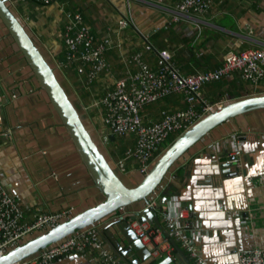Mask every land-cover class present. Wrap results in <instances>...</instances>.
Here are the masks:
<instances>
[{"label": "crops", "instance_id": "obj_1", "mask_svg": "<svg viewBox=\"0 0 264 264\" xmlns=\"http://www.w3.org/2000/svg\"><path fill=\"white\" fill-rule=\"evenodd\" d=\"M178 1L55 0L42 4L34 0H11V5L61 72L59 60L65 52L63 28L70 15L81 13L96 38L109 37L112 46L106 58L112 67L111 76L102 75L96 80L97 86L107 91L112 88L114 78L123 76L127 70H136L127 60L145 42L156 49L170 50L183 74L217 68L229 50L264 47V0H212L207 13L179 14L173 20ZM128 7L132 23L119 29L117 20L128 13ZM145 60L155 67L153 54L145 53ZM74 78L83 82L78 74ZM73 86L79 90V86ZM261 92H264V79L253 85L244 81L237 71L204 85L200 91L209 102ZM74 94L99 132L104 128V107L102 111L96 108V97L84 102L80 93ZM181 97L172 94L147 106L144 118L155 121L161 110L184 107ZM234 132L245 134L242 174H234L225 163V143L218 147V152L211 149L212 144L221 143L222 138ZM124 141L126 146L132 143L131 138ZM114 146L113 142L106 145L109 152ZM123 173L127 180L138 174L137 170ZM261 174H264V110L240 115L215 128L170 173L164 195L175 196L178 205L191 211L199 224L197 246L210 264H238L236 248L264 247V184L256 182ZM0 181L9 193L21 197L29 219L43 212L69 209L77 212L102 198L46 93L1 20ZM220 204L223 209L219 208ZM232 211L237 214L231 215ZM158 215L163 224L159 212ZM114 235L121 238L119 233ZM158 239L164 248L169 243L172 249H166L156 260L172 258L170 264H180L170 239L163 233ZM101 241L107 252L126 264L112 253L109 242ZM143 245L151 249V245ZM142 254H146L145 250ZM130 258H135V253ZM151 259L150 255L143 264ZM56 264L102 263L95 252L86 249Z\"/></svg>", "mask_w": 264, "mask_h": 264}, {"label": "built area", "instance_id": "obj_2", "mask_svg": "<svg viewBox=\"0 0 264 264\" xmlns=\"http://www.w3.org/2000/svg\"><path fill=\"white\" fill-rule=\"evenodd\" d=\"M49 4L54 0H35ZM161 3L162 0H157ZM212 0H179L176 12L172 17L178 19L179 14H205L211 8ZM128 13L117 20L119 29L132 23ZM63 40L66 48L67 64H73L86 82L97 80L100 76H111V64L106 52L112 46L109 37L97 39L84 23L81 13L69 16L63 28ZM156 58L155 67L145 60V53ZM173 53L166 49H156L145 42L128 60V64L136 67L135 71L127 70L121 77L114 78L112 89L102 98L105 114L102 122L104 128L98 134L104 144H108V134L119 138H131L132 143L116 162L122 172L137 170L145 173L150 163L164 149L165 141L175 133H181L198 121L212 107L221 106V102H209L201 96V88L209 83L217 82L234 71L250 84H258L264 79V47H249L240 51L229 50L221 64L212 70L182 74L172 60ZM181 94L185 106L168 111L161 110L159 119L152 121L144 118L143 112L149 106L169 95ZM244 133L234 132L222 138L221 143L212 144V150L225 143V163L233 169L234 174H242V157ZM256 182L264 184V174L257 177ZM159 194L151 193L145 204L146 208L156 209L162 218L167 231V238H173L182 251L196 264H210L202 257L196 243L198 226L191 211L177 203L175 196L158 210ZM223 209V205H219ZM71 214V210L43 212L33 218H27L22 199L17 194L9 193L0 181V256L10 247L17 245L19 240L28 234L54 227L60 219ZM236 215L237 212H230ZM129 226L143 244L151 245L150 255L157 259L167 249L158 238L162 231L149 221L143 222L138 217L129 219ZM166 239V241L168 240ZM95 252L102 264H121L113 255L105 250L101 238L95 228L79 231L64 241L57 243L24 264H56L76 251ZM238 264H264V247L252 249H235ZM98 260V259H97ZM20 264V263H16Z\"/></svg>", "mask_w": 264, "mask_h": 264}, {"label": "water", "instance_id": "obj_3", "mask_svg": "<svg viewBox=\"0 0 264 264\" xmlns=\"http://www.w3.org/2000/svg\"><path fill=\"white\" fill-rule=\"evenodd\" d=\"M0 20L46 93L94 187L102 196L94 205L77 212L71 210V214L60 219L54 227L26 235L0 256V264H24L37 257L41 251L92 227L101 239L109 242L112 253L124 263L143 264L149 258L150 250L131 230L129 219L138 217L141 222L147 220L167 236L158 211L145 207L151 193L159 194L158 210L161 211L168 200V196L164 195L168 177L187 153L221 124L240 115L264 110V92L224 100L221 106L214 105L165 147L145 173L137 171L138 174L131 175L134 176L132 180H127L101 141L93 123L84 114L82 103L66 88L59 67L38 46L12 7L11 0H0ZM108 139L110 142L116 140L113 134H108ZM113 232L121 234V238ZM170 241L180 264H191L177 242L173 238ZM144 250L145 255L142 254ZM132 253H135L133 259L130 258ZM171 262L172 258H166L156 264Z\"/></svg>", "mask_w": 264, "mask_h": 264}, {"label": "trees", "instance_id": "obj_4", "mask_svg": "<svg viewBox=\"0 0 264 264\" xmlns=\"http://www.w3.org/2000/svg\"><path fill=\"white\" fill-rule=\"evenodd\" d=\"M35 1V0H34ZM37 2V1H36ZM40 3V2H39ZM98 39V38H97ZM172 60L174 62V57H172ZM59 63H61V70L64 73V75L68 78L71 79L74 84L79 86V93H80V97L82 99V101L84 100V102H87V98H95L94 93H96L97 91H99L101 89V87L97 86V82L92 81V82H86V80L84 79V76H82L83 78V82H81L79 79L74 78L75 76H77V72L75 70V66L73 64H67V59H66V50L64 52V55L60 58ZM183 74V73H182ZM190 74V73H188ZM80 76V75H79ZM85 85H84V84ZM97 87V88H96ZM82 89V90H81ZM112 89V88H111ZM170 96V95H169ZM168 97V96H167ZM182 98V97H181ZM147 107V106H146ZM161 112V111H160ZM116 140L113 142L114 149L112 150L113 153H117V159L114 158V156H112L114 158L115 161H117L119 158H121L123 156V151L124 149H122V145H121V139L125 140L124 138H119V137H115ZM170 138V137H169ZM168 138V139H169ZM126 146V145H125ZM112 155V154H111ZM116 157V156H115ZM158 262V260L152 259L151 262L149 264H156Z\"/></svg>", "mask_w": 264, "mask_h": 264}, {"label": "rangeland", "instance_id": "obj_5", "mask_svg": "<svg viewBox=\"0 0 264 264\" xmlns=\"http://www.w3.org/2000/svg\"><path fill=\"white\" fill-rule=\"evenodd\" d=\"M60 2H61V0H60ZM60 74H61V78H62V80H63V82H64V84H65V86H66V88L68 89V91L71 93V95L73 94L74 95V93L75 92H77L78 94H79V90H78V87H75V86H73L74 85V82L70 79V82H69V80L68 79H66L64 76H63V74L60 72ZM68 80V81H67ZM76 86H78L77 84H76ZM101 87V89L99 90V91H97L96 92V94H95V97H96V99H97V101H98V104L96 105V108L98 109V110H103V104H102V98H103V96L105 95V93H106V91H107V89L105 90V87L104 88H102V86H100ZM75 91V92H74ZM104 109H105V107H104ZM101 110V111H102ZM85 114V113H84ZM104 114H105V111H104ZM104 114H103V116H104ZM102 119H103V117H102ZM179 135V133H175V134H173V135H171L170 136V138L169 139H167L166 141H165V143L163 144V147L165 148V147H167L171 142H173L174 141V139L177 137ZM122 140V147H125V141L123 140V139H121ZM110 143V142H109ZM108 143V144H109ZM107 144H105V146H106ZM127 147V146H126ZM126 148H124V150H125ZM111 152V151H110ZM124 152V151H123ZM111 154H112V156H114V158L115 159H117V156H118V154L116 153H113V152H111Z\"/></svg>", "mask_w": 264, "mask_h": 264}, {"label": "bare ground", "instance_id": "obj_6", "mask_svg": "<svg viewBox=\"0 0 264 264\" xmlns=\"http://www.w3.org/2000/svg\"><path fill=\"white\" fill-rule=\"evenodd\" d=\"M54 1H55V0H54ZM54 1H53V2H54ZM51 3H52V2H51ZM42 4H43V3H42ZM49 4H50V3H49ZM91 33H92V32H91ZM65 50H66V48H65ZM221 102H222V101H221Z\"/></svg>", "mask_w": 264, "mask_h": 264}]
</instances>
